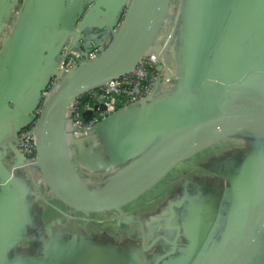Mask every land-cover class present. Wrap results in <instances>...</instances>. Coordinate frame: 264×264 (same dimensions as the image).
Wrapping results in <instances>:
<instances>
[{"label":"crops","instance_id":"1","mask_svg":"<svg viewBox=\"0 0 264 264\" xmlns=\"http://www.w3.org/2000/svg\"><path fill=\"white\" fill-rule=\"evenodd\" d=\"M132 1L51 0L38 68L46 63L50 68L57 65L62 43L74 40L71 31L78 14L82 17L80 13H85V45L94 40L110 44L116 23ZM176 3V29L163 60L172 82H196L209 65L214 46L211 58L216 73L239 78L258 72L248 82L254 89H264V0ZM35 4L36 0H0V157L14 172L12 188L24 194L20 212L14 216L3 205L6 189L0 187V264H95L97 254L111 251L120 257V264H204L224 228L220 210L229 184L224 174L264 169V134L239 132L216 145L207 155L214 157L208 165L181 164L126 210L130 217L121 219L119 234L113 239L111 230L117 229L112 223L118 217H102L110 224L88 222L44 185L38 186L29 169L22 166L23 157L12 150L16 128L28 116L35 98L24 91L16 111L17 105L2 100L1 95ZM147 119L145 113L141 126ZM122 122L110 120L101 128L102 138L70 147L71 161L86 183L100 185L105 177L110 179L129 168L162 141V131L167 132L159 122L147 147L135 152L137 138L131 135L123 140L118 134ZM97 151L107 166L95 162Z\"/></svg>","mask_w":264,"mask_h":264},{"label":"water","instance_id":"2","mask_svg":"<svg viewBox=\"0 0 264 264\" xmlns=\"http://www.w3.org/2000/svg\"><path fill=\"white\" fill-rule=\"evenodd\" d=\"M176 1L133 0L124 8L116 23L115 38L108 45L95 40L85 45V13H80L82 17L78 14L71 31L74 40L62 43L57 65L50 68L46 63L38 68L51 0H36L1 95L2 100L17 105L16 111L24 91L33 93L35 98L28 116L16 128L12 150L19 158L23 157L22 166L29 169L38 186L44 185L65 206L85 215L83 218L88 222L99 225L103 219L96 213L111 215L115 211L120 228L121 219L130 217L126 210L157 188L184 160L206 149H212L213 153L217 144L239 132L264 134V89H254L248 82L258 72L244 73L239 78L216 73L211 58L214 46L209 52V65L196 82L180 85L171 81L163 60L176 29ZM94 44H101L102 49L96 56L88 57ZM66 46L67 51L79 47L85 55L67 71L60 69ZM150 52L158 56L161 74L151 96L116 110L93 125L87 135L75 137L69 120L74 102L88 91L134 70ZM54 76L57 81L49 88ZM145 113L148 119L141 126L140 119ZM90 116L91 111H87L86 118ZM121 119L118 134L123 140L131 135L137 138L135 152L147 147L159 122L167 132L162 131V141L129 168L109 176L110 179L105 177L100 185L86 183L75 170L70 147L78 142L97 141L103 137L101 128L106 123ZM31 125L36 135L35 158L27 157L18 147L20 131ZM95 159L100 166L108 165L98 151ZM248 170H239V175L230 171L224 174L229 183L220 210V218L223 217L220 226L223 224L224 228L218 245L204 264H264V169ZM14 178L13 170L0 157V187L6 189L3 205L15 216L20 212L24 194L12 188ZM111 231L115 239L119 231ZM119 259L114 251L101 252L96 255L95 264H120Z\"/></svg>","mask_w":264,"mask_h":264},{"label":"built area","instance_id":"3","mask_svg":"<svg viewBox=\"0 0 264 264\" xmlns=\"http://www.w3.org/2000/svg\"><path fill=\"white\" fill-rule=\"evenodd\" d=\"M102 49L101 44H94L88 50V57H94ZM64 58L60 69L70 70L79 64L84 58V51L79 47H71L67 51V46L63 50ZM158 56L155 52H150L144 56L134 70L107 82L106 84L94 88L84 94L86 98H78L72 105L69 114L72 133L75 137H83L88 134L89 129L116 110L135 104L149 98L154 91L155 85L161 78L157 65ZM54 76L50 82L51 88L55 82ZM43 91L46 95L48 89ZM104 104V107L101 106ZM91 111L90 118H86V112ZM18 147L29 158L36 156V135L33 125L20 131Z\"/></svg>","mask_w":264,"mask_h":264},{"label":"trees","instance_id":"4","mask_svg":"<svg viewBox=\"0 0 264 264\" xmlns=\"http://www.w3.org/2000/svg\"><path fill=\"white\" fill-rule=\"evenodd\" d=\"M167 25V22H166V24H165V26ZM164 32V30L163 31H161V33L160 34H162ZM80 98H86V96H84V94L83 95H81L80 96ZM209 151H212V149L211 150H209V149H206V150H203V151H201L200 153H198V154H196V155H194V156H192V157H190V158H188V159H186V160H184L183 162H181L172 172H171V174L173 173V172H175V170L176 169H178V167L181 165V164H184V163H188V162H196V161H199V162H202V163H205V164H209V161H211L210 159H211V157H209L208 158V156H207V153L209 152ZM199 157H201V159H199ZM162 183V181L159 183V185ZM148 194V193H147ZM146 194H144L143 195V197L145 196ZM142 198V197H141ZM96 215H99V216H105L106 215V213H104V212H100V213H96Z\"/></svg>","mask_w":264,"mask_h":264},{"label":"rangeland","instance_id":"5","mask_svg":"<svg viewBox=\"0 0 264 264\" xmlns=\"http://www.w3.org/2000/svg\"><path fill=\"white\" fill-rule=\"evenodd\" d=\"M213 149H215V148H213ZM209 153H212V151H209V152L207 153V155H208ZM117 215H118V212L113 211L112 216H113V217H117ZM106 216H107V214H106L105 216H100V218L103 219L102 217H106ZM101 219H100V220H101ZM96 222H97V221H96ZM103 222H104V223H108V224H110L111 221H110V220H109V222H107V220H106V222H105L104 220L101 221V223H103ZM98 223H99V222H98ZM101 223H100V224H101ZM112 226H113L115 229H118V231H119V224H118L116 221H115V222L113 221Z\"/></svg>","mask_w":264,"mask_h":264}]
</instances>
